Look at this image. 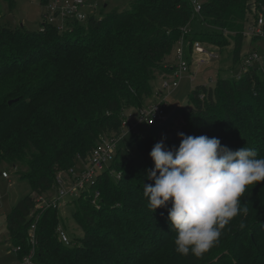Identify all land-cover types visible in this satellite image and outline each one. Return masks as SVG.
Instances as JSON below:
<instances>
[{"label":"trees","instance_id":"1","mask_svg":"<svg viewBox=\"0 0 264 264\" xmlns=\"http://www.w3.org/2000/svg\"><path fill=\"white\" fill-rule=\"evenodd\" d=\"M3 2L12 11L17 0H0V166L32 186L7 218L12 247L23 249L20 259L31 250L36 221V264H264V182L263 190L249 186L241 197L248 214L227 225L202 258L176 252L168 209L153 213L143 195V184H154L146 178L154 161L145 158L144 142L156 125L136 138L142 159L119 158L117 151L90 191L66 202L83 236L67 231L64 242L59 208H36L39 196L57 190L59 172L86 161L104 138L122 134L125 114L143 107L154 95L153 82L172 73L171 55L185 27L191 28L189 49L196 40L222 43L225 22L252 23L264 0H203L200 16L189 0H134L125 10L69 21L64 30L45 21L38 30L10 26ZM195 21L210 28L195 29ZM236 37L235 61L244 35ZM189 102L178 133L216 137L232 150L252 147L264 157V68L253 65L238 77L198 84Z\"/></svg>","mask_w":264,"mask_h":264},{"label":"clouds","instance_id":"2","mask_svg":"<svg viewBox=\"0 0 264 264\" xmlns=\"http://www.w3.org/2000/svg\"><path fill=\"white\" fill-rule=\"evenodd\" d=\"M178 135V149L166 148L163 140L153 146L154 168L146 178L154 184H143V195L153 213L168 209L176 252L202 258L234 218L248 214L241 197L264 181V157L252 147L232 150L216 137Z\"/></svg>","mask_w":264,"mask_h":264},{"label":"rangeland","instance_id":"3","mask_svg":"<svg viewBox=\"0 0 264 264\" xmlns=\"http://www.w3.org/2000/svg\"><path fill=\"white\" fill-rule=\"evenodd\" d=\"M134 0H92L93 3H97L99 8L97 9V15L101 16L104 13L109 12L112 9L125 10L130 8L132 2ZM3 13H5V22L10 26H16L18 24H24L28 29L38 30L41 27V24L44 21V15L47 10V4H45L44 0H17V6L14 10H10V7L7 3L3 2ZM255 13L258 15L252 21V24H257L260 15L264 14L263 10H256ZM194 20V15L192 16ZM242 22L240 20L236 22H225L223 26V30L225 31V35L227 41L222 43H209L206 42V47H213L214 50H217L219 56L217 58H213L210 60L208 64H204L203 66H199L195 62L191 61L190 69L191 71L196 73L195 78H190L189 73H184L183 77L180 81V84L176 88H164L162 86V78L168 76L167 74L161 75L156 81L153 82L154 86V95L146 99L145 105L159 102L164 100L166 105V110L168 117L163 122H157L156 126H158L156 132L152 139H148L149 141L144 142L147 147L148 154L145 158L151 160L150 152L155 145V143L164 141L166 148H174V146L179 144V140L175 138L178 136V131L182 127L184 123V116L191 107V103L189 102V95L192 90L198 84H211L214 85L219 77H238L242 72H244L247 67L244 65V60L248 53H253L254 51L260 55V58L253 62V65L256 67L264 68V30L263 33L260 34L262 36L258 39H252L254 35L246 34L244 32L249 31L250 23L245 26H241ZM195 29H203L206 30L210 28V26L205 25L204 27H200V21L194 22ZM240 34L244 35L242 41V51L239 58L235 61L234 59V48L236 45L237 37ZM257 34V33H255ZM174 48L171 56L172 64L176 61L174 59ZM191 55V52H190ZM156 93V95H155ZM136 111L131 109L129 112H133L135 114L134 117L131 118L132 123L137 122ZM153 125H148V127L143 124L138 125V132H132L129 130V126L124 127V132L116 138V150L119 151V158H138L142 159L143 155L139 150L138 142H136V138L140 137L143 139L151 129ZM167 138V139H166ZM151 147V149H149ZM113 159V158H112ZM111 160L109 163L105 165V168L108 167V164H111ZM78 168L84 166L80 161L76 164ZM3 171H7L9 173V177L5 178L1 175ZM67 170H62V172H66ZM110 173L113 176H116V172L112 169ZM263 182L261 181L257 183L258 189L263 190ZM71 185V180L67 179L64 187H68ZM32 191V186L29 180L21 177L20 173H18L13 168H8L5 165L0 166V264H17L20 261L19 253L14 249H10L13 246L12 240L10 238V234L7 229V218L8 214L12 208H14L19 201L28 195ZM43 198L56 199L58 195V191L55 188L48 193L42 195ZM73 198L67 197L62 200L63 204L60 206V214L63 220L61 227L65 232L71 235V237H81L83 236V231L80 230L74 219V206L73 205H65L67 201H72ZM97 200H96V203ZM254 216L252 215L251 219L254 220ZM236 218H234L231 223H235ZM68 231V232H67Z\"/></svg>","mask_w":264,"mask_h":264},{"label":"built area","instance_id":"4","mask_svg":"<svg viewBox=\"0 0 264 264\" xmlns=\"http://www.w3.org/2000/svg\"><path fill=\"white\" fill-rule=\"evenodd\" d=\"M193 6L194 15L200 16L203 7V0H189ZM47 4V10L44 15V21L56 24L61 30L68 27L69 21L85 22L91 16H98L97 9L99 8L97 3H93L92 0H44ZM264 25V14L260 15L258 23H250L249 31L244 32V35H260L263 33L262 27ZM191 28L185 27L183 30L182 38H180L175 46L174 59L175 63L172 64V73L162 78V86L164 88H176L179 86L180 81L184 73H189L190 78H195L196 73L191 71V61L195 62L199 66L208 64L213 58H217L219 53L214 50L213 47H206V44L196 40L192 43L191 49H189V42H187L186 35L189 34ZM257 33V34H255ZM191 52V55H190ZM260 58L257 52L248 53L244 65L249 68L253 66V62ZM130 111V110H129ZM127 112L122 121V133L124 127L129 126V130L132 132H138V125L144 126L156 125V123L163 122L167 119L168 114L164 100L159 102L150 103L144 105L136 111L137 122L132 123L131 118L135 116L133 112ZM152 121V122H151ZM151 122V123H149ZM116 137L104 138L97 147L93 149L86 161H81L84 165L78 168L76 165L71 167L66 172H59L57 176L58 180V197L56 199H45L43 196L38 197L36 208L43 209L46 207H58L63 204L62 200L70 197L77 198L85 191H90L93 184H95L97 174L105 169V165L110 162L116 153ZM1 175L5 178L9 177L7 171H3ZM71 180V185L64 187L66 180ZM101 195L100 191H96L93 199V203H96L97 198ZM68 202V201H67ZM39 218L38 216L36 217ZM36 221L32 223L29 233V243L31 250L22 258L17 264H36L34 257L36 254L37 245V225ZM60 238L68 243L69 235L61 227L58 228ZM14 248V247H10ZM18 253L23 249L22 246H15L14 248Z\"/></svg>","mask_w":264,"mask_h":264},{"label":"crops","instance_id":"5","mask_svg":"<svg viewBox=\"0 0 264 264\" xmlns=\"http://www.w3.org/2000/svg\"><path fill=\"white\" fill-rule=\"evenodd\" d=\"M172 56V55H171Z\"/></svg>","mask_w":264,"mask_h":264}]
</instances>
